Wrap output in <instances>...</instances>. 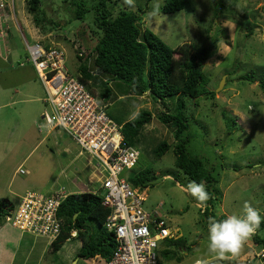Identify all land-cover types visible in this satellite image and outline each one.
Here are the masks:
<instances>
[{
  "label": "rangeland",
  "instance_id": "obj_1",
  "mask_svg": "<svg viewBox=\"0 0 264 264\" xmlns=\"http://www.w3.org/2000/svg\"><path fill=\"white\" fill-rule=\"evenodd\" d=\"M40 1L42 22L37 25L27 10V0H14L15 14H5L4 18L11 19L7 40L2 42L0 38V198L14 203L15 209L27 190L47 193L63 187L69 194L101 192L95 161L79 153V147L62 130L46 134L42 117L45 112L52 116L51 108L44 100V87L25 46L39 38L47 46L51 38V44L66 49L68 64L80 79L73 45L82 41L86 47L82 49L87 52L96 42L93 12L76 20L73 1L78 0ZM85 1L87 6L95 2ZM115 1L116 6L138 12L141 29L148 28L172 48L184 43L211 47L201 70L208 79V90L215 94L212 99H199L197 106L194 99L184 98L189 124L184 133L187 149L203 157L212 168L218 192L212 201L214 216L225 219L242 215L245 202L264 215V89L260 84L264 77V0H186L183 9L171 13L161 10L156 16L150 13L154 4L162 5V0H135L134 8L123 0ZM88 63L93 71L91 58ZM251 74L257 79L250 82L242 78ZM99 79V83L81 81L98 99L100 82H104L102 87L108 94L102 103L115 122L122 124L141 109L153 115L142 130V143L137 145L142 155L135 172L149 168L155 173L154 179L137 186L144 194L143 208L156 212L176 236L187 240V247L181 250V264H193L201 258L213 260L207 252L208 229L202 211L180 188L192 181L174 164L173 128L159 121L158 105L148 93L139 95L133 86L106 75ZM39 125L43 126L41 131ZM161 140H166L170 148L156 158L151 149ZM20 167L24 173L19 172ZM90 177L93 181L89 183ZM7 218L2 225L19 229ZM258 235L264 238V225ZM80 245L78 238L71 237L57 253L48 249L39 264L103 263L101 258L78 257ZM250 249L258 250L252 238L235 259L248 261Z\"/></svg>",
  "mask_w": 264,
  "mask_h": 264
},
{
  "label": "trees",
  "instance_id": "obj_2",
  "mask_svg": "<svg viewBox=\"0 0 264 264\" xmlns=\"http://www.w3.org/2000/svg\"><path fill=\"white\" fill-rule=\"evenodd\" d=\"M162 1L163 13L179 11L186 4V0ZM27 2L29 14L33 21L40 25L42 22L39 16L41 1L27 0ZM73 4L76 20H82L88 11L93 12L92 21L95 30L92 32L97 34L96 42L88 48L87 52L82 50L86 47L80 41L78 49L83 53L77 55L76 68L80 80L83 82L93 80L94 83H99V78L106 75L133 86L139 95L148 93L153 104L156 102L155 104L158 105L155 108L159 111L156 114L159 121L173 128L172 136L176 141L174 144L175 166L191 181L205 183L207 190L212 194L208 209L202 211L206 228L208 229L209 218L224 219L213 214L212 201L218 192L214 187L216 180L212 175V168L203 157L188 151V139L184 137L189 126L184 98L194 99V105L197 106L199 99L207 97L212 99L215 94L212 90H208V79L201 70L203 63L211 55V47L184 43L172 48L148 28L141 29L139 25L141 16L138 12L117 5L118 11L115 13V7H117L115 0H95L91 6H87L85 0L73 1ZM89 58L94 67L93 71L89 69ZM242 78L250 82L257 79L253 74ZM100 83L99 87L102 90L99 99H103L108 92L102 87L104 82ZM260 84L264 89V77L260 79ZM172 109H174L173 112ZM139 112L138 119L131 118L121 124L123 142L136 147L142 143V130L151 122L153 116L146 109H141ZM222 113L226 115L224 111ZM233 120L235 121V118ZM169 148L170 144L166 140H161L151 149V154L160 158ZM141 155L140 150V157ZM135 170L137 169H132L131 175L127 176V180L133 186L145 185L155 178V173L149 168H142L136 172ZM101 200L102 197L97 193L83 192L67 195L57 211L61 220V231L49 244L52 253H57L75 231L74 237L81 242L77 251L78 257L85 259L101 257L106 261L110 258L115 248V240L113 233L104 226L109 209L102 205ZM13 208L14 205L9 200L0 198V226ZM263 225L264 223L260 228ZM258 231L252 237V244L257 245L259 249L264 247V238L258 235ZM161 244L160 254L164 260L180 262L181 250L187 247V240L182 236L166 237ZM249 256H253L251 249ZM210 261L211 264H248L249 259L243 263L236 259L223 262H217L215 259Z\"/></svg>",
  "mask_w": 264,
  "mask_h": 264
},
{
  "label": "built area",
  "instance_id": "obj_3",
  "mask_svg": "<svg viewBox=\"0 0 264 264\" xmlns=\"http://www.w3.org/2000/svg\"><path fill=\"white\" fill-rule=\"evenodd\" d=\"M11 13L13 1L0 0V38L7 36L10 19L4 18ZM51 43L45 46L37 39L25 46L51 108L52 116L43 114L44 127L67 133L79 153L95 161L94 168L100 175L101 192L93 193L99 194L102 205L109 209L104 226L113 233L115 248L107 261L97 258L102 264H181L162 258V240L176 235L156 212L143 208L144 194L125 175L137 168L140 150L123 142L121 125L109 117L103 99L93 95L69 70L66 50ZM73 46L77 55L83 53L79 44ZM42 127L39 125V129ZM19 172L24 173V168ZM68 194L63 187L51 194L27 190L7 219L20 230L52 241L60 234L57 211ZM248 264H264V247L253 250Z\"/></svg>",
  "mask_w": 264,
  "mask_h": 264
},
{
  "label": "clouds",
  "instance_id": "obj_4",
  "mask_svg": "<svg viewBox=\"0 0 264 264\" xmlns=\"http://www.w3.org/2000/svg\"><path fill=\"white\" fill-rule=\"evenodd\" d=\"M9 1H11V0H9ZM12 1H13V7H14V0H12ZM123 3L128 7H133V8L135 7V0H123ZM161 9H162V7H161L160 3L154 4L153 11L150 13V15H152V16L161 15ZM14 14H15V7H14ZM10 21H11V19L9 20V22ZM8 29H9V26H8ZM8 32L9 31L7 30V36L5 38H3L2 42L8 37ZM50 39L51 38L48 39L49 44H50ZM39 40L41 42L43 40V38H39ZM2 42H1V44H2ZM66 53H67V51H66ZM74 57L77 59V54H76L75 49H74ZM67 64H68V53H67ZM68 66H69V64H68ZM69 70L74 75V70L71 69L70 66H69ZM44 91H45V89H44ZM45 97H46V93H45ZM44 100H45V98H44ZM139 115H140L139 110L135 111L132 115V119H138ZM109 117L111 118V116H109ZM111 119H113V118H111ZM119 125H121V124H119ZM121 127H122V125H121ZM75 144H76V142H75ZM135 187H137V186H135ZM180 188L182 191L189 194L195 200V202H196L195 206L198 209H200L201 211H206L208 209V207H209L208 202L212 198V194L207 190L204 183H197L195 181H192L187 185H180ZM80 193H83V192H80ZM89 193H93V192H89ZM14 208H15V206H14ZM262 223H264V215L261 214V211L258 208L251 206L247 202H245V204L243 206V214L242 215H229L225 219H222V220H216L214 218H209V221H208V243H207L208 255L210 257H213L215 259V261H217V262H223V261H229V260L235 259L236 257H238L240 255V253H241L244 245L246 244V242L248 240H250L256 234V232L260 229ZM74 236L75 235H72V233H71V237H74ZM48 241H50V240H48ZM196 264H211V261L209 259L201 258V259L197 260Z\"/></svg>",
  "mask_w": 264,
  "mask_h": 264
},
{
  "label": "crops",
  "instance_id": "obj_5",
  "mask_svg": "<svg viewBox=\"0 0 264 264\" xmlns=\"http://www.w3.org/2000/svg\"><path fill=\"white\" fill-rule=\"evenodd\" d=\"M6 40L7 39H5L4 42H6ZM41 129H39V131H41ZM56 129H60V128H54L49 130L46 129V134H50L52 131ZM97 176L98 177L96 180H98L99 182L100 179L99 173H97ZM91 181H93L92 177L89 178V183ZM99 188H100V183H99ZM54 190L56 189L52 188V190L47 193L53 192ZM82 192H95V191L84 190ZM12 204L15 205L14 203ZM75 234L76 232L73 231L72 235ZM34 237L36 239H41L42 241H36ZM49 244L50 241H48L46 238L42 236H36L25 231L22 232L21 230L12 227L9 224H4L0 226V264H28V262L29 264H39V262L43 259V255L46 253V251L48 249L50 250ZM21 255L22 258H19Z\"/></svg>",
  "mask_w": 264,
  "mask_h": 264
},
{
  "label": "water",
  "instance_id": "obj_6",
  "mask_svg": "<svg viewBox=\"0 0 264 264\" xmlns=\"http://www.w3.org/2000/svg\"><path fill=\"white\" fill-rule=\"evenodd\" d=\"M224 80V79H223ZM76 216V213L74 214V217Z\"/></svg>",
  "mask_w": 264,
  "mask_h": 264
},
{
  "label": "bare ground",
  "instance_id": "obj_7",
  "mask_svg": "<svg viewBox=\"0 0 264 264\" xmlns=\"http://www.w3.org/2000/svg\"><path fill=\"white\" fill-rule=\"evenodd\" d=\"M28 43V42H27ZM43 45V44H42ZM164 242V241H163Z\"/></svg>",
  "mask_w": 264,
  "mask_h": 264
}]
</instances>
